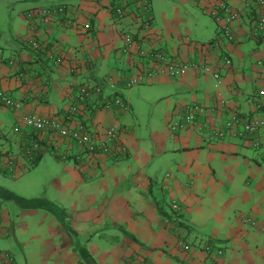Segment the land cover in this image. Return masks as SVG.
I'll use <instances>...</instances> for the list:
<instances>
[{
  "label": "crops",
  "instance_id": "0c3cea01",
  "mask_svg": "<svg viewBox=\"0 0 264 264\" xmlns=\"http://www.w3.org/2000/svg\"><path fill=\"white\" fill-rule=\"evenodd\" d=\"M256 1L152 0L151 31L143 30L133 0L39 1L45 4L41 7L72 8L80 27L72 28L78 45L70 52L67 27L39 21L33 36L23 15L14 38H36L47 53L14 42L18 63L0 57V93L21 105L14 111L0 100V151L9 152L16 164L11 173L12 166L4 167L8 155L0 159V174L16 179L9 182L13 189L0 188V254L12 255L13 264H264V134L236 137L226 127L232 114L243 120L264 118V34L252 37L257 13L247 8ZM119 2L129 7L127 16L116 17L121 20L116 22L110 7ZM222 2L238 14L229 24L233 40L219 33L209 15V7ZM124 32L134 34L136 42L127 52ZM152 49L183 62L199 60L218 71L224 85L218 88L211 75L196 69L170 78L142 57ZM158 70L154 80L140 85H155L148 92L164 103L170 126L181 122L187 106L201 104L210 111L183 131L169 126L171 136H160L145 153L134 131H121L134 110L121 83ZM83 83L105 88V97L94 96L82 117L91 131H120L114 155L91 160L75 141L40 135L24 125L29 114L59 115ZM116 95L127 109L102 108L103 98ZM6 112L15 118H5ZM169 141L175 142L174 149ZM27 145H38L37 159L23 152ZM164 161L165 174L153 175L155 164ZM50 165L53 174L59 173L53 181V202L46 190L35 195L36 190L26 191L17 180L29 169L50 173ZM244 219H253L257 226ZM185 244L191 248L185 250Z\"/></svg>",
  "mask_w": 264,
  "mask_h": 264
},
{
  "label": "built area",
  "instance_id": "2783aa9c",
  "mask_svg": "<svg viewBox=\"0 0 264 264\" xmlns=\"http://www.w3.org/2000/svg\"><path fill=\"white\" fill-rule=\"evenodd\" d=\"M138 5L141 10V15L144 18L143 27L144 30L150 31L151 30V23L149 22L148 13L149 8L145 0H138ZM247 8H251V11H256L257 18L254 21L255 26L252 31L253 38H259L264 34V0H257L254 6L248 5ZM144 11V12H143ZM68 11L65 7H55L50 8L42 11V15L46 21L52 20L54 16H62L64 22H67V26L70 28L78 29L80 26L76 21H71L67 16ZM119 19L123 18L124 10L122 8L117 9L116 13ZM209 15L213 18L219 25V33L223 35L227 40H233V35L230 28V23L234 22L238 18V14L235 13L225 2L218 4L217 6H210L209 7ZM222 42L218 40L216 44L218 47L221 45ZM34 48L40 50V43L34 42ZM126 47L125 51L129 48L136 46V42L130 35L126 37ZM142 57H147L154 64H156L158 69L164 70L170 78H177L181 77L183 74L187 73L190 70H202L205 74L211 75L212 78L216 82V86L218 88L224 85V80L222 75L215 71L211 66L204 65L201 63L195 62H183L180 61L178 58H175L164 51L161 50H154L149 51L146 55H142ZM223 61L226 65H231V60L229 58H223ZM156 69V68H155ZM161 70V71H162ZM158 71H150L147 75H137L133 76L129 79L123 81L122 87L126 89H132L136 86H139L147 79L154 80L155 77L158 76ZM113 83V82H109ZM111 88H114V85L111 84ZM104 89L103 85L97 86L96 84L90 83H83L79 85L77 94L71 104L64 109L59 115L54 117H40L35 114H29L24 116L23 122L24 125L31 127L37 134H46L49 133L51 135L57 136L61 140H73L77 143L78 148L81 152L88 156L89 159H93L94 156L97 155H104L108 156L109 154L115 152V149L118 148V140H119V132L114 127H109L108 129L104 130L103 132H95L91 131L80 123V121L76 118L77 115L81 114L83 110H85L89 106V102H91L94 96L105 97L104 96ZM261 95H264V92H261ZM0 100L3 105L7 106L8 108L13 109L14 111H18L21 108L20 103H17L12 99L10 96H7L3 93H0ZM104 107L106 109H111L114 106L125 108L124 101L117 97L113 99L103 98ZM220 104L225 107L226 101L221 100ZM210 109L208 107L201 106L200 104H193L186 107V112L182 117L181 122H175L170 127L173 131H183L186 127L191 126L194 124L199 117H203ZM229 121L226 123L227 129L236 137H247V136H254L258 133L264 134V118L263 117H252L250 119L243 120L237 114H232L230 116ZM218 137H223L224 133L217 132ZM258 143H254L255 147H258ZM25 150L27 151V156L30 157V160L37 159L38 156V145L25 146ZM124 151L125 148H122ZM61 158L66 160L67 154L62 153L60 154ZM1 152H0V159H1ZM264 158V156H263ZM16 164L13 161V158L9 156L5 163L4 167L11 168L15 172ZM15 166V168H13ZM173 208L178 209L177 205H174ZM245 222H250L252 226H257V222L253 219H244ZM186 250L189 249V246H185ZM206 251H211L210 247L206 248ZM221 255L222 252H219ZM12 258L11 255L8 253L2 254V259L0 260V264H9ZM141 264H147L142 262Z\"/></svg>",
  "mask_w": 264,
  "mask_h": 264
},
{
  "label": "rangeland",
  "instance_id": "374dc122",
  "mask_svg": "<svg viewBox=\"0 0 264 264\" xmlns=\"http://www.w3.org/2000/svg\"><path fill=\"white\" fill-rule=\"evenodd\" d=\"M32 1L36 2V0H32ZM34 5L36 4L28 2V0H0V47L4 49L6 55H10L11 52L18 49L17 45H14V43H12L13 34L16 35L19 32L20 30L19 24L24 22V18L22 17L24 11L29 9L30 7H33ZM39 5L41 7L42 5L45 4L41 2V4ZM205 17L209 19V17L207 16ZM67 28L68 29H66L65 32L66 35L70 37L71 41H68L67 44L65 45H68V51L70 52L75 47H77L78 42L74 35L73 30L70 27ZM59 35H61V33ZM188 38L191 40V42H194V44L197 41L196 39H192L190 37ZM48 65L49 67L54 66L53 64L50 65V63H48ZM152 86L155 85H140L132 89H126V90L123 89V93L125 97L127 99L128 98L131 99L132 102L134 103V110L131 111V113H129L130 115L128 117V122L127 124L124 125V128H121V131H124L123 129H131L132 131H134L135 137L137 139L135 141L138 144V148H141L142 151H144L145 153H148L150 150H152V148L155 146L160 136L168 137L171 136L170 134L173 133L170 130L169 122L166 121V118L164 117L163 114V111H165V107L163 105L164 103L161 101L159 102V99L156 98V96H152L151 93L148 92L149 90H151ZM151 92L153 93L152 90ZM144 99L145 101H143ZM4 117L5 118L7 117V119L11 121L15 118V116L11 112H6ZM126 126L129 128H125ZM167 144L169 145L170 149L171 148L174 149L175 146L174 141H169ZM51 163L54 162L51 161ZM55 163L58 166L59 163L56 161ZM164 164L165 161L160 166H158L159 163H156L152 171V174L155 176L158 174L160 176L164 175L165 172L167 171L165 169ZM47 169L49 170L50 173H47L45 170L39 171V169L37 170L29 169L26 172V174H24L21 178L17 180H19L23 185H25L24 189L26 191L29 192L31 191L30 193H33L34 192L33 190H36V192H34L35 195L39 191L40 193L43 192V189L46 190V192L49 193L50 196L49 199L53 202V200L56 199L54 193H52L54 192L55 189L53 185V181L55 180L56 175L59 173L55 172L53 174L54 166L52 165L48 166ZM15 180L16 179H12V177L8 175L4 176L3 174H0V188H3L2 189L3 191L5 189L6 190L10 188L13 189L9 182ZM44 185H46L45 188H43ZM55 193L57 198L60 199V194L57 192ZM204 196L205 195L203 194L202 197ZM206 199L210 200L209 198ZM206 228L207 230H209V226H207Z\"/></svg>",
  "mask_w": 264,
  "mask_h": 264
},
{
  "label": "trees",
  "instance_id": "16d2710c",
  "mask_svg": "<svg viewBox=\"0 0 264 264\" xmlns=\"http://www.w3.org/2000/svg\"><path fill=\"white\" fill-rule=\"evenodd\" d=\"M39 1L40 0H36V2H33L32 0H28V2H31V3H34V4H36V5H34L33 7H30L29 9H27V10H25L24 11V17L26 18V20H27V24H26V27L28 28V30L29 31H31L32 33H33V31L35 30V28H36V26H37V22H41L42 24H48L49 22L51 23V22H55V21H58V22H60L63 26H65V27H68L67 26V22H64V18L62 17V16H54V18L52 19V20H49V21H46L45 20V18L43 17V15H42V11L43 10H46V9H50V8H55V7H58V8H61V7H65L66 8V10L68 11V13H67V16H65V17H67V18H69V20H71V21H76L77 22V19L75 18V17H73V16H71V11H72V8L69 6V5H66V4H63V5H57V6H50V7H40V5L38 4L39 3ZM145 2L147 3V6H148V8H149V13H148V16H149V18H148V20H149V22L151 23V25H152V27H153V17H152V0H145ZM133 4H134V7H135V10H136V16H137V18L139 19L140 18V24H141V26H142V28H143V30H144V27H143V21H144V18H143V16L141 15V10H140V7H139V5H138V0H133ZM112 5V7H110L111 9H110V15H111V17H112V20H114V21H116V22H120L121 20H118L117 18V15H116V13H117V9H119V8H122L123 10H124V16H123V18H125L126 16H127V7H129V5L127 4V3H122L121 4V2H119V3H116V4H111ZM144 12V11H143ZM252 13H256V11H252ZM22 15V16H23ZM117 17V18H116ZM123 20V19H122ZM78 23V22H77ZM79 24V23H78ZM90 27V26H89ZM88 27V28H89ZM152 27H151V29H152ZM72 29V28H71ZM82 30H84V28H82ZM85 31V30H84ZM146 31V30H145ZM151 31V30H150ZM125 34H123V37H124V39L126 40V37L128 36V35H130L131 37H132V39H134L135 37H134V34H132L131 32H124ZM84 34H86V32H84ZM33 36H35L34 35V33L32 34ZM14 34H13V39H12V43H14L15 41H17V43H20L21 45H23V46H27V47H29L31 50H33V51H36V52H39V51H41V52H46L47 53V49H46V47L42 44V43H40V50H37V49H35L34 48V42H39V40L38 39H36V38H33V37H30V38H26L25 40H18V38H14ZM15 40V41H14ZM135 40V39H134ZM14 41V42H13ZM154 50H158V49H152V51H154ZM17 49L16 50H14L13 52H11L10 53V55H6L5 54V51H4V49L3 48H1L0 47V57L4 60V61H10V62H12V63H18V61L15 59V55L17 54ZM161 51H163V50H161ZM167 53V52H166ZM13 55V56H12ZM9 56H11V57H9ZM1 59V60H2ZM50 59H55L52 55H50ZM2 60V61H3ZM60 60H56V62H59ZM102 84V83H101ZM100 83H96V85L97 86H99V85H101ZM117 97H119V98H121L122 99V97L121 96H119V95H116V96H114V98H117ZM123 100V99H122ZM124 104H125V102H124ZM201 105V104H200ZM100 106V105H99ZM102 108H104V109H106L105 107H104V101H102ZM125 106H126V104H125ZM201 106H204V105H201ZM205 107V106H204ZM123 109H127V106L125 107V108H123ZM86 111V109L85 110H83L82 111V113L81 114H79V115H77V119L80 121V123L81 124H83V125H86V127L88 128V129H90V127H89V125L90 124H88L87 123V120H85L82 116H83V114H84V112ZM118 130V129H117ZM118 132L120 133V131L118 130ZM1 152V154H2V156H4L5 157V155H8V153L9 152H2V151H0ZM23 152L27 155V151L26 150H23ZM109 155H114V152L113 153H111V154H109ZM1 156V157H2ZM8 156H10V155H8ZM7 156V157H8ZM29 157V156H28ZM73 157H75L74 159H75V161H76V156H73ZM30 158V157H29ZM69 160V159H68ZM66 161V160H65ZM173 211H175L174 213H176L177 211H179L178 209H175V208H173ZM213 245V244H212ZM185 246H189V245H187V244H185ZM191 248V246H189V249ZM185 249V248H184ZM188 249V250H189ZM186 250V249H185ZM206 250V249H205ZM207 253H209V251H206ZM3 254V253H2ZM2 254H0L1 256H0V260L2 259ZM11 258H12V260H11V262L9 263V264H13V260H14V258L11 256ZM82 262V264H86V263H84V261H81Z\"/></svg>",
  "mask_w": 264,
  "mask_h": 264
},
{
  "label": "clouds",
  "instance_id": "9594fccd",
  "mask_svg": "<svg viewBox=\"0 0 264 264\" xmlns=\"http://www.w3.org/2000/svg\"><path fill=\"white\" fill-rule=\"evenodd\" d=\"M9 157V156H8Z\"/></svg>",
  "mask_w": 264,
  "mask_h": 264
}]
</instances>
